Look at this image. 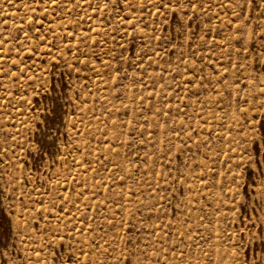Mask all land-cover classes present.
<instances>
[{
    "label": "rangeland",
    "instance_id": "374dc122",
    "mask_svg": "<svg viewBox=\"0 0 264 264\" xmlns=\"http://www.w3.org/2000/svg\"><path fill=\"white\" fill-rule=\"evenodd\" d=\"M29 3L0 0V33L5 38L17 34L19 25H26L33 18ZM35 7L39 13L40 7ZM97 7L101 9V17L110 19L105 15L103 0H91V5L80 0V7L73 8L71 16L52 24L59 37L56 41L59 50L53 48L52 58L47 63L37 61L19 81L3 80L4 87L0 88V96L4 97L0 102V125H3L0 156L4 160L3 175L8 199L4 200V211L0 213V252L3 253L0 264H54L47 247L39 256L36 254L38 244L42 245L43 240L34 231L36 221L32 218L37 213L32 208L38 209L39 205H33L32 201L44 199L47 209L48 203L56 199L65 185L69 187L66 194L70 198L69 207L72 201L79 205V211L73 209L77 219L68 227L76 225L84 229V235L75 234L79 243L72 242L78 256L81 248L86 253L80 256L79 264H125L122 257L130 258L132 264H234L231 254L234 250L230 249L226 254L218 243L220 238L216 236L225 228L232 231L239 226V221L231 227L222 223L225 219H235L228 212L229 196L232 195L228 188L231 187L234 193L235 185L231 184L232 177L227 175L224 163L229 155H235L229 153V148L240 149L237 141L249 132L247 127L240 131L245 118L242 112L237 111V94L248 99L247 105L241 103L239 107L248 108L250 116L253 101L249 94L258 93L264 87V75L259 79L249 78L255 75L252 68L245 67L249 61L241 60L227 42L236 30L235 25H229V21L235 18V9L213 6L204 17L206 20L216 15L220 17L211 19V27L214 33L219 31L225 39L213 49L212 63L221 72L223 69L215 63L217 57L225 68L231 65L229 80L222 87L216 83L211 69L204 67L202 74L212 78V84L207 88L214 85L220 95L206 90L200 92L199 98L195 95L189 98L188 90L180 88V75L173 79V75L184 67L182 59L189 66L202 67L199 63L201 53L197 52L193 58L187 44L182 52L177 49L175 54H162L163 59L145 60L140 68L126 66L127 78L122 82L111 73V79L107 75L92 74H84V79L77 78L71 71L78 55L77 47L80 54L95 50L100 58H104L103 50L95 42L98 41L104 49L117 43L112 39L113 29L109 27L105 31L106 25L95 18ZM205 8H208L207 4ZM51 13L49 8V20L52 19ZM58 15L64 17L63 11ZM68 27L77 34L75 40L66 36ZM49 38L56 39L51 34ZM145 40L148 45L153 44L147 36ZM9 47L15 50L10 39L5 52ZM136 47L139 51L141 42L138 41ZM93 63L99 68V59L94 58ZM237 63L240 64L239 69ZM261 64L264 65V60ZM20 67L24 65L20 64ZM238 73H242L240 88L244 82L248 85L243 92L232 84ZM229 86L231 100H222L228 96L226 89ZM117 94H120V99L116 98ZM217 100H221V105L215 104ZM222 105L224 110H221ZM200 114L208 118L207 124ZM181 126L184 129L191 126L199 133L194 131L192 139L183 137L195 156L193 158L191 153L183 155L187 167L181 168L192 184L188 199L192 200L195 210H188L183 215L178 213L175 219L169 213L168 219L145 220L137 207L143 208L150 202V192L158 190L161 185L174 183L172 177L177 175L178 166L175 157L181 151V140L174 135L173 129ZM129 131H135V137H130ZM205 140L210 148L203 146ZM107 141L116 146L115 150ZM197 143L200 144L199 150ZM101 156L105 158L102 163L99 162ZM216 172L220 173L218 178ZM201 176L204 177L203 183L199 179ZM120 177L126 179L124 187L120 186ZM241 187L238 199L246 205L245 215L250 214L253 207L264 208V175L260 172L246 173ZM72 188L76 189V195L72 194ZM46 189L51 190V196L47 195ZM129 190L137 193L134 200L129 199ZM81 192L84 196L78 199ZM88 206H91V212ZM225 212H228L227 217ZM260 215L264 216V211ZM83 216H87L92 231L78 222ZM93 216L94 221L91 219ZM129 221L140 231L131 237L133 244L125 246L130 237L119 225L124 222L126 229ZM157 223L164 225V231L157 230L156 235H150ZM52 224L58 226L62 234L67 231L64 224L56 220ZM245 235L250 233L245 232ZM233 239H239L234 231ZM93 241L100 247H95ZM253 249L250 253L255 257L253 264L256 261L264 264V253L258 252L255 245ZM59 250L62 254L66 252V248ZM225 255L226 258L222 259Z\"/></svg>",
    "mask_w": 264,
    "mask_h": 264
},
{
    "label": "snow or ice",
    "instance_id": "6c2138e0",
    "mask_svg": "<svg viewBox=\"0 0 264 264\" xmlns=\"http://www.w3.org/2000/svg\"><path fill=\"white\" fill-rule=\"evenodd\" d=\"M22 2L29 3V0H22ZM85 3L91 5V0H85ZM103 3L106 5L105 15L109 16L110 19L105 20V17L99 15L101 11L99 7L95 10V18L106 25L105 31L109 27L113 29L112 39L116 40L117 43L112 48L104 49L98 41L95 42L103 50L104 58H100L95 50L80 54L79 47H77L78 55L71 68L77 78L84 79L86 78L84 74H92L107 75L111 79L112 76L109 75L111 73L122 82L123 79L127 78L126 66L127 68H140L145 60H151L154 57L163 59L162 54L169 52L175 54L177 49L182 52L184 45L187 44L193 58H195L197 52L201 53L199 63L202 67L189 66L187 61L182 59L181 64L184 67L180 73L173 75V79H176V75H180L182 81L180 88L188 90L186 94H190L189 98H191V95L199 98L200 92L206 90H211L216 95H220L214 85L210 89L207 88V85L212 84L211 76L202 74L204 67L210 68L212 74L216 77V83L221 84L222 87L230 78L231 65L225 68L223 62L217 57L215 63L223 69V72H221L212 63L211 53L213 49L220 45L221 40L225 39L219 31L214 33L211 27V19H219V15L207 20L204 19L213 6L235 9V18L229 21V25H235L236 30L233 36L227 38L229 47L233 48L241 60L249 61V64L245 67L252 68L255 74L254 77L249 78L259 79L260 75H264V65L261 64V61L264 60V7H262L264 6V0H226V2L225 0H219V3H216V0H103ZM205 4L208 5V8H205ZM35 5L40 7L39 13H36ZM69 5H72V8ZM29 7L34 16L27 21L26 25H19L17 34L5 38L3 33H0V88L4 87V79H12L14 82L19 81L22 76H26V70L31 71L33 69L37 61L47 63L52 58L53 48L59 50L56 42L59 37L52 28V24L56 20H63L65 17L71 16L73 8L80 7V0H31ZM49 8L52 9L51 20L48 19ZM61 11H63L64 17L58 15ZM229 14L231 15V13ZM133 17H136V19H133ZM46 24L47 27H45ZM90 31H96V29H90ZM49 34L56 37V39H50ZM76 35L73 33L72 28L68 27L66 36L75 40ZM145 36L153 41L152 45H148ZM9 39L15 45V50L13 51L9 47L8 51L5 52ZM138 41L142 44L139 51L136 47ZM65 43H67L66 40ZM22 56L26 58L22 59ZM205 57L208 61L207 64H205ZM94 58L99 59V68L93 63ZM20 64H23L24 67L21 68ZM239 68L240 64L237 63V69ZM241 75L242 73H238L232 84L236 85L240 92H243L248 85L244 82L243 87L240 88ZM53 87H55V84H53ZM226 90L228 96L221 99L230 101L231 86ZM150 95L153 94L150 93ZM249 95L253 101L250 116L248 115V108L241 109L239 107L241 103L247 105L248 99H242L239 94L236 97L237 111L242 112L245 118V125L241 127L240 131L243 132L244 127H247L249 132L237 141V144L241 146L240 149L236 147L229 148V153L235 155H229L224 163L227 175L232 177L231 184L235 185L234 193L231 187L228 188V192L232 194L229 196L228 212H231L235 219H225L222 223L231 227L236 224V221H239V226L232 231L225 228L223 232L216 233V236L220 238L218 243L224 248L226 254L230 249L234 250L231 252L234 264H253L255 257L250 255L254 251L253 245L256 246L258 252L264 253V248L261 247V245H264V216L260 215L264 208L253 207L251 213L245 215L243 210L246 205L238 199L246 173L252 172L255 174V172H260L261 175H264V87L260 88L258 93H250ZM116 98L120 99V94H117ZM3 100L4 97L0 96V102ZM215 104L221 105V100L215 101ZM166 106L169 105L166 103ZM177 107L180 106L177 105ZM184 107L187 108V105ZM228 107H230V103ZM221 110H224L223 105ZM157 112H160V110H157ZM163 114L169 115L170 113ZM200 118L205 124L208 123V118L204 117L203 114H200ZM2 127L3 125H0V130H2ZM125 127H127V124H125ZM194 131L199 134L198 130L191 128V126L188 129H184L182 126L179 129H173L174 135L181 140V151L175 157L178 161L177 175L172 177L174 183L161 185L158 190L150 192L151 200L148 204H145L143 208L137 207V211L141 213L145 220L168 219L169 213H171V218L175 219L178 213L183 215L188 210H195L192 208V200L188 199L192 184L185 177V173L181 171V168L187 167L182 156L191 153L188 141L184 140L183 137L187 136L192 139ZM127 134L130 137H135L136 132L129 131ZM107 143L115 150L116 146L111 144V141H107ZM228 143L231 144V140ZM203 146L210 148L207 140L203 142ZM199 147L200 144L197 143V150H199ZM218 154L222 153L218 152ZM191 155L194 158L195 153H191ZM104 159L101 156L99 162L102 163ZM215 163L216 161L213 160V164ZM3 169L4 160L0 156V213L4 211V200L8 199L6 195L7 183L4 179ZM105 170L110 169L105 168ZM169 173H171L170 169ZM215 175L218 178L220 173L216 172ZM199 179L203 183L204 177L201 176ZM120 181V186L124 187L125 177H120ZM185 185H187V191ZM80 187L83 188V185H80ZM45 191L48 196L52 195L51 190L46 189ZM71 192L76 195L75 188H72ZM129 192V199L134 200L137 193L132 190H129ZM67 193H69V187L65 185L62 192L57 193L56 199L48 203L47 209L44 206V199L39 198L32 201L33 205H39L38 209L36 207L32 208V211L37 213V216L32 218L36 221L33 225L34 231L43 240L42 245L38 244L36 254L39 256L47 247L51 252L54 264H79L80 256L86 255L83 248H81L78 256L73 247V241L79 243L75 234L78 232L81 236L84 235V229L76 225L68 227L73 220L77 219L73 209L79 211V205L77 201H72L69 207L70 198L66 195ZM83 196L84 193L81 192L78 199H82ZM57 200L59 203H57ZM196 203H199V201L197 200ZM88 211H92L91 206H88ZM145 212L147 213L146 216L144 215ZM228 212L224 213L225 217L228 216ZM91 219L94 221L95 217L93 216ZM53 220L64 224L67 231L62 234L59 227L52 224ZM78 222L88 228L89 231L93 230L87 216H83ZM41 223L44 224L43 228H41ZM119 227L130 237L125 241V246L133 244L131 237L135 236L140 228L130 221L126 229L124 222H121ZM157 230L164 231V225L157 223L149 234L154 236ZM233 231L239 239H233ZM245 232L250 233V235H245ZM69 234H71L70 237ZM245 244L247 248L244 247ZM93 245L100 247L95 241H93ZM61 248H66L64 254L60 252L59 249ZM241 253H243V258H241ZM2 258L3 253L0 252V259ZM224 258H226V255L222 257V259ZM121 259L125 261V264H132L130 258L122 257ZM256 264H260V262L256 261Z\"/></svg>",
    "mask_w": 264,
    "mask_h": 264
}]
</instances>
